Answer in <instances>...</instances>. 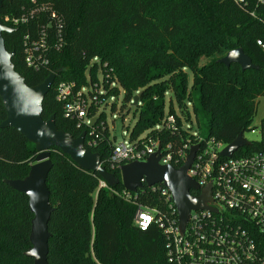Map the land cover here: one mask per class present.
<instances>
[{"label":"trees","instance_id":"trees-1","mask_svg":"<svg viewBox=\"0 0 264 264\" xmlns=\"http://www.w3.org/2000/svg\"><path fill=\"white\" fill-rule=\"evenodd\" d=\"M251 13L232 0H13L3 4L0 22L13 29L2 36L25 84L36 87L54 76L42 119L54 117L57 129L74 138L85 133V148L98 154L101 167L120 180V167L110 161L116 139L105 116H98L107 98L119 94L117 88L106 94L109 84L121 88L124 106L140 94L131 142L145 136L158 138L162 146L187 141L184 131L181 140L179 133L157 130L168 116L176 117L171 104L166 113L170 91L180 109L192 91H199L208 138L229 145L254 130L257 100L264 97V49L257 45L264 44V8L255 17ZM5 18L26 21L12 27ZM42 41L45 49L35 51V56L46 63L29 67L26 51ZM239 48L258 69L242 71L237 64L227 68L219 62ZM93 60L101 63L102 92ZM186 69L193 74L191 91ZM166 77L170 79L162 81ZM61 84H72L74 95L86 89L91 98L97 97L89 108V123L66 116L65 103L58 100ZM6 117L0 99V124ZM256 150L252 144L234 157ZM50 154L53 168L47 185L54 213L49 264H168L163 233L155 226L141 231L134 225L137 204L165 210L159 189L143 185L136 204H131L123 199L122 184L102 188L97 171L82 169L57 148ZM37 155L35 146L18 131L0 129V264L34 263L25 256L32 248L29 199L5 181L26 178Z\"/></svg>","mask_w":264,"mask_h":264},{"label":"built area","instance_id":"built-area-1","mask_svg":"<svg viewBox=\"0 0 264 264\" xmlns=\"http://www.w3.org/2000/svg\"><path fill=\"white\" fill-rule=\"evenodd\" d=\"M232 1L242 10L252 11L254 17L257 10L264 8V0ZM5 21L16 27L26 20L5 18ZM257 45L264 49L262 41ZM38 49H45L43 41L36 49L26 51L29 67L37 69L41 63H46L41 56H35ZM58 89V100L65 103L66 116L89 123V108L97 97L91 98L86 91L74 95L72 84H61ZM157 130L179 133L183 140V128L174 116L164 119ZM259 135V141L246 146L254 144L258 150L234 157L239 150L246 148L243 147L229 158L223 156L228 145L214 138L201 139L187 134V141L183 140L181 146L172 143L162 146L158 138L147 140L145 137L136 142H115L110 161L118 167L145 162L160 148L161 165L181 168L190 149L199 147L187 175L200 191L192 190L191 195L199 197L203 190L211 187L212 200L208 206L215 212L192 210L182 232L171 193L163 185L147 187L161 191L165 197L164 211L137 204L134 225L141 231L155 226L163 233L168 264H264V121ZM100 186L109 187L104 180ZM137 191L131 193L124 189L123 199L136 204Z\"/></svg>","mask_w":264,"mask_h":264},{"label":"water","instance_id":"water-1","mask_svg":"<svg viewBox=\"0 0 264 264\" xmlns=\"http://www.w3.org/2000/svg\"><path fill=\"white\" fill-rule=\"evenodd\" d=\"M13 0H0V11L5 2ZM12 28L0 22V99L6 113V120L0 124V129L13 128L18 131L28 142L35 145L37 157L35 164L31 166L26 178L23 180H6L5 184L14 191L25 194L29 199V209L33 215L31 221L30 243L31 250L25 253L27 258L33 259V264H49L50 251L49 224L54 213L50 205V189L47 185L52 171L50 151L59 149L70 157L79 167L87 171H97L100 177L110 186L122 184L128 192L135 193L143 185L148 187L163 185L170 193L172 201L177 208L179 224L183 232L192 210H211L208 206L211 202V187L202 191L201 196L193 197L192 190L198 186L187 175L199 149L194 146L190 149L186 163L179 169L160 164V148L158 152L149 157L145 162H133L120 167L121 179L117 180L113 175L101 167L100 156L85 148L86 135L83 133L78 138L59 131L54 117L48 121L42 119L43 102L49 92L54 76H49L42 84L36 87H28L24 78L15 71L12 63L14 54L8 52L3 40V33H11ZM229 68L237 64L242 71L256 70L251 59L239 48L230 51L220 61ZM139 96L134 97L133 105L138 104ZM94 120L90 123L93 127ZM250 145L240 134L238 138L229 144L223 151V156L232 157L240 148Z\"/></svg>","mask_w":264,"mask_h":264},{"label":"rangeland","instance_id":"rangeland-1","mask_svg":"<svg viewBox=\"0 0 264 264\" xmlns=\"http://www.w3.org/2000/svg\"><path fill=\"white\" fill-rule=\"evenodd\" d=\"M93 63H96L99 68L96 72V79L98 80L100 92H102L101 90L103 80L105 79H103V73L100 70L101 63L99 62V60H93L91 64ZM185 72L187 74L189 91H191L193 86V74L188 69H186ZM89 75L90 70L88 69V72L86 71L87 79H89ZM169 79V77H166L162 81H168ZM115 88L118 89L119 94L117 95V97L109 96L107 98L105 103L100 106L98 116L101 114L105 116L109 132L111 136L116 139V143L129 142V134L137 121L139 115V107L138 104L136 106L133 105V101L130 104H126V106H124V93L117 83L109 84L108 90L104 91L106 94H108V92L110 93ZM83 91H86V89H83ZM138 95L139 93L136 94V96ZM199 98V91H192L191 99L186 100L185 107L183 109H180L178 107L174 93L170 91L166 94L165 97L166 113L169 105L171 104V107L176 114V117L174 116V118L179 119V123L183 128V131L188 136H195L200 137L201 139H206L208 138V118L200 108ZM263 121L264 97H260L257 100V115L253 123L254 130L252 132H247L244 134V139L247 142L252 143L260 140L259 129Z\"/></svg>","mask_w":264,"mask_h":264},{"label":"flooded vegetation","instance_id":"flooded-vegetation-1","mask_svg":"<svg viewBox=\"0 0 264 264\" xmlns=\"http://www.w3.org/2000/svg\"><path fill=\"white\" fill-rule=\"evenodd\" d=\"M196 191H197V192H199V191H200V189L198 188Z\"/></svg>","mask_w":264,"mask_h":264}]
</instances>
